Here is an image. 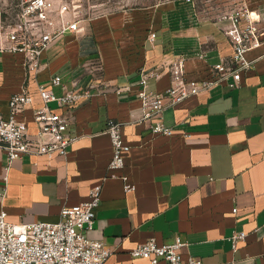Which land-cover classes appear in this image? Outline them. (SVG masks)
<instances>
[{
  "label": "crops",
  "instance_id": "1",
  "mask_svg": "<svg viewBox=\"0 0 264 264\" xmlns=\"http://www.w3.org/2000/svg\"><path fill=\"white\" fill-rule=\"evenodd\" d=\"M260 15L261 44L247 53L253 69L241 75L240 87H217L167 108L163 117L174 131L171 136L153 135L138 123V73L183 56L188 78H207L209 68L231 54L217 21L187 23L173 9L161 13L160 24L142 40L138 54L121 52L113 41H101L84 27L83 33L67 34L50 45L36 81L20 56L0 53L4 117L10 96L23 90L38 107L36 85H47L52 76L62 81L51 88L57 97L63 88L94 86L72 108L49 104L68 119L67 132L79 136L66 157L25 156L8 165L0 150V211L8 222L55 223L62 207L87 201L88 191L101 185L94 228L87 237L112 250L105 264H149L129 253L151 239L158 245L179 239L182 258L193 256L202 264H264V7ZM151 33L153 41L148 40ZM168 86L164 72L147 89L163 92ZM20 118L35 130L31 109ZM109 121L121 126L130 146L118 173L135 185L129 193L108 170ZM234 232L246 234L236 251L228 240Z\"/></svg>",
  "mask_w": 264,
  "mask_h": 264
},
{
  "label": "built area",
  "instance_id": "2",
  "mask_svg": "<svg viewBox=\"0 0 264 264\" xmlns=\"http://www.w3.org/2000/svg\"><path fill=\"white\" fill-rule=\"evenodd\" d=\"M261 15L245 4L236 7L218 20L220 30L231 46L229 57H221L208 71L204 79H190L186 75L185 59L175 56L159 68L140 69L137 79L136 98L140 103L139 124H146L153 135L171 136L174 131L164 123L163 113L189 98L206 94L211 90L228 86L239 88L241 75L253 69L247 53L260 44ZM84 26L77 17L76 9L67 0H25L18 5L14 23L2 27L0 21V53L21 57V65L32 73L35 81L42 69V58L50 45L65 35H79ZM155 33L148 40L153 41ZM166 72L169 86L163 92L147 89L151 79H159ZM62 86L60 76H52L47 85H36L41 101L34 107L32 96L23 90L12 94L8 100V115L0 113V150L8 165L22 157H45L48 160L64 158L78 141V135L67 132L69 121L61 113L52 111L49 104L59 109L72 108L82 96L88 97L90 85L81 91H66L59 97L52 87ZM31 109L35 130L30 131L20 118ZM110 139L111 159L108 170L111 177H120L126 193L135 190V185L125 175L118 173L125 168V156L130 151L121 135V126L109 121L105 130ZM101 185L88 191V200L71 207H62L55 223L32 222L14 224L7 220L5 211H0V264H105L113 252L103 241L91 240L87 233L93 230L95 211L101 201ZM4 193H0V198ZM233 213L237 209L232 210ZM244 232H234L228 240L232 250L244 241ZM184 244L176 239L170 244L158 245L148 240L137 246L129 255L141 258L149 264H202L201 260L180 253Z\"/></svg>",
  "mask_w": 264,
  "mask_h": 264
},
{
  "label": "rangeland",
  "instance_id": "3",
  "mask_svg": "<svg viewBox=\"0 0 264 264\" xmlns=\"http://www.w3.org/2000/svg\"><path fill=\"white\" fill-rule=\"evenodd\" d=\"M25 0H0L2 27L14 23L18 5ZM73 5L87 34L113 41L121 52L138 54L139 45L160 15L176 11L182 22L217 21L240 5L260 12L264 0H67ZM164 16V15H163ZM162 16V17H163Z\"/></svg>",
  "mask_w": 264,
  "mask_h": 264
}]
</instances>
